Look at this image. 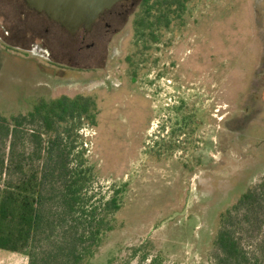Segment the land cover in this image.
<instances>
[{"label":"rangeland","instance_id":"obj_1","mask_svg":"<svg viewBox=\"0 0 264 264\" xmlns=\"http://www.w3.org/2000/svg\"><path fill=\"white\" fill-rule=\"evenodd\" d=\"M22 4L0 9L17 24ZM182 4L108 12L75 34L95 57L77 67L63 53L81 44L46 13L48 33L21 43L3 40L0 16L1 113L62 95L98 101V125L81 131L87 163L97 190L126 193L90 264H214L222 215L264 180V0ZM30 8L28 23L41 26ZM259 233L242 232L247 250Z\"/></svg>","mask_w":264,"mask_h":264},{"label":"trees","instance_id":"obj_2","mask_svg":"<svg viewBox=\"0 0 264 264\" xmlns=\"http://www.w3.org/2000/svg\"><path fill=\"white\" fill-rule=\"evenodd\" d=\"M182 3L160 0L167 11ZM99 113L97 99L84 94L0 112L1 249L27 254L29 264H90L126 193V186L97 190L87 163L81 131L97 126ZM246 229L260 232L251 250ZM215 247L214 264L264 263V180L222 215Z\"/></svg>","mask_w":264,"mask_h":264},{"label":"flooded vegetation","instance_id":"obj_3","mask_svg":"<svg viewBox=\"0 0 264 264\" xmlns=\"http://www.w3.org/2000/svg\"><path fill=\"white\" fill-rule=\"evenodd\" d=\"M135 4V0H121L119 1L117 4H115L112 8L106 10L104 13H102L98 19L92 24L91 28H86L85 26H82L80 27L76 32L71 33L70 37H72V40H75L74 42H78L81 44V46H78V45H75V47L73 46L72 42H71V47L69 49H67V53H63L65 58L64 60L66 61L65 64L66 65H70V66H76L77 65H80L82 64L83 62L87 61V62H90V61H93L94 60V56L92 53H89L87 52L85 49H84V41H82V39H79V38H76L74 37L75 34L84 29L86 30L87 32L90 31L95 23L97 24L99 21H101L103 19V17L109 12L112 16L111 20H115V16H118V17H123V16H126L129 14V9L131 6H134ZM120 5L119 7L120 10H116V11H112L116 6ZM23 6V4H22ZM21 5H19L18 7L15 6V10L19 12V16L17 18L20 19V22H18L17 24H15L14 20H12L11 22V18L9 16V14H7L5 11L4 8H1L0 9V16H2V18L4 20H8L9 21V26H8V29H5L3 28L2 30L4 31V37H3V40H8L11 39L12 41L16 42V43H21V42H24L27 38V36L29 35H36L37 32H41L43 33L44 31L48 33V29L45 27V24H46V20L47 19H42L37 13L39 11L37 10H33L32 12L35 13L36 16H38L42 22V25L41 26H31L29 22V19H30V12L29 10H31L32 8H30V6L26 5L27 7H24L26 10H23V9H20V7H22ZM40 13V12H39ZM116 17V18H118ZM16 20V19H15ZM59 24V23H58ZM1 27H4L2 24H0V28ZM41 30H40V29ZM65 30H67L65 27H63ZM44 34V33H43ZM25 36V39H23V37ZM41 37L43 39L46 38V35H41ZM76 38V39H75ZM23 39V40H22ZM16 43L15 46H19L17 45ZM21 45V44H20ZM93 45H87V48H90L92 47ZM88 50V49H87ZM87 52V53H86ZM46 53L48 55H51L48 51H46Z\"/></svg>","mask_w":264,"mask_h":264},{"label":"water","instance_id":"obj_4","mask_svg":"<svg viewBox=\"0 0 264 264\" xmlns=\"http://www.w3.org/2000/svg\"><path fill=\"white\" fill-rule=\"evenodd\" d=\"M119 1L121 0H26L29 6L46 13L72 33L82 26L91 28L102 13Z\"/></svg>","mask_w":264,"mask_h":264},{"label":"crops","instance_id":"obj_5","mask_svg":"<svg viewBox=\"0 0 264 264\" xmlns=\"http://www.w3.org/2000/svg\"><path fill=\"white\" fill-rule=\"evenodd\" d=\"M0 264H29V257L25 253L0 248Z\"/></svg>","mask_w":264,"mask_h":264}]
</instances>
